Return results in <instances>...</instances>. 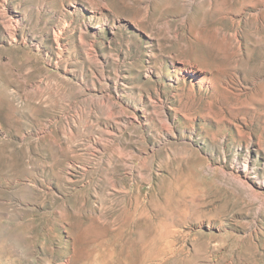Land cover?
<instances>
[{
  "label": "rangeland",
  "instance_id": "obj_1",
  "mask_svg": "<svg viewBox=\"0 0 264 264\" xmlns=\"http://www.w3.org/2000/svg\"><path fill=\"white\" fill-rule=\"evenodd\" d=\"M0 264H264V0H0Z\"/></svg>",
  "mask_w": 264,
  "mask_h": 264
}]
</instances>
